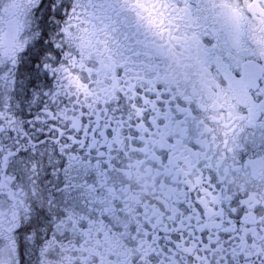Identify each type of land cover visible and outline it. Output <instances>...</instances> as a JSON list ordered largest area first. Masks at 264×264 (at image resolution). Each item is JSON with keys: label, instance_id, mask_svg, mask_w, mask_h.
Returning a JSON list of instances; mask_svg holds the SVG:
<instances>
[{"label": "snow or ice", "instance_id": "1", "mask_svg": "<svg viewBox=\"0 0 264 264\" xmlns=\"http://www.w3.org/2000/svg\"><path fill=\"white\" fill-rule=\"evenodd\" d=\"M0 264H264V0H0Z\"/></svg>", "mask_w": 264, "mask_h": 264}]
</instances>
